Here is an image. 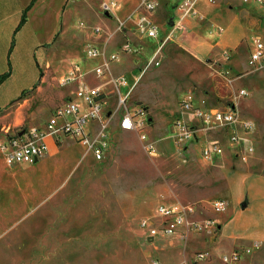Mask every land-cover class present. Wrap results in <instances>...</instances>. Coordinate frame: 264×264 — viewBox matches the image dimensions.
Returning <instances> with one entry per match:
<instances>
[{
    "label": "rangeland",
    "instance_id": "1",
    "mask_svg": "<svg viewBox=\"0 0 264 264\" xmlns=\"http://www.w3.org/2000/svg\"><path fill=\"white\" fill-rule=\"evenodd\" d=\"M108 1L69 0L62 38L67 58L64 66L78 63L94 68L101 59L88 57V50L101 42H94L92 36L106 42L115 34L107 48L111 54L125 32H133L135 25L130 19L140 0H119L111 14L103 10ZM157 1L160 7L155 23L170 25L168 1ZM249 4L264 8L255 0ZM251 16L258 13L252 11ZM259 16L262 23L253 22V29L245 30L246 37L231 50L213 49L194 36L192 44L210 51L192 61L185 49L177 47L174 36L160 55V66L146 68L155 49L147 41L145 50L133 49L125 57L121 48L116 61L109 64V71L132 72V79L139 77L128 102L133 109L144 107L149 122L145 131L155 142V156L146 151L138 132L122 131L106 118L102 120L106 122L102 138L106 149L101 161L72 139L57 144L34 165L7 166L0 155V264H154L159 260L182 264L184 255L189 256L200 241L198 237L189 238L183 251L185 240L170 237L153 242L139 225L155 214L158 204L171 206L179 201L183 206L194 204L195 210L203 209L204 214L211 212L208 216L221 222L237 214L232 225L251 229L256 237L253 251L243 254V264H264V63H249L257 41L264 46V14ZM239 21L247 27L251 19L241 16ZM94 27L103 31L93 33ZM213 31L206 25L202 33L211 41ZM61 75L58 72L47 78L34 104L14 110L5 119L0 140L7 132L42 127L52 110L66 102L71 86L60 85ZM242 89L247 91L245 96L239 95ZM185 91L204 112L225 111L235 105L239 122L250 123L251 129L244 132L238 124L240 139L233 143L226 127L206 126L194 111L180 116V98ZM109 103L114 105L112 97ZM15 120L12 127L7 125ZM176 121L185 125L190 137L181 134ZM215 142L223 153L206 158L203 149ZM248 146H253L254 152L247 153ZM231 178L243 181L237 190L243 196L237 201L234 195L239 194L234 189L230 192L228 186ZM215 200L223 201L225 209L213 210ZM243 200L248 207L242 208ZM218 233L191 235L204 234L215 241ZM248 243L239 242L234 248L246 253Z\"/></svg>",
    "mask_w": 264,
    "mask_h": 264
},
{
    "label": "crops",
    "instance_id": "2",
    "mask_svg": "<svg viewBox=\"0 0 264 264\" xmlns=\"http://www.w3.org/2000/svg\"><path fill=\"white\" fill-rule=\"evenodd\" d=\"M31 1L32 0H0V76L5 74L9 70L11 72L10 76L0 85V126L4 125L5 119L10 114H12L14 110L18 111L27 104H34L35 98L43 93L47 78H49L54 73L57 74L58 72L62 73L61 76L65 75L71 65L68 64L64 66L67 58L66 49L63 45L62 40L63 34L65 33L67 28L69 0H36L34 5L26 14L25 24L19 30H17L22 15L30 5ZM167 1L169 20L172 24L173 21H177L179 19V16L181 15L179 4L182 2V0ZM192 1L194 2V7L197 10V16L187 18L185 22V29L180 32H175L172 36V39L174 36L176 37V39L178 38L175 42L177 43V47L185 49L186 56L192 61H194L195 56L199 57L201 56V54L206 55L210 51L209 48L205 50L199 45L192 44L190 42V39H192L194 36L202 39L203 42H206L209 47H212L213 49L217 50L220 48L231 50L235 48L239 43H241L244 37H246L245 30L253 29V22L254 24H257L260 22L262 23L263 21L259 15L264 14V8L262 6L255 7L253 4H249L250 0ZM157 3L158 6L155 12H157L160 7V3L158 1ZM252 11H256L259 17L251 16ZM155 12L153 18H157L159 16ZM112 13H115V10ZM241 16L251 19L247 27H244L242 21H239V18H241ZM130 21H132L135 25L133 32H125L126 27H124L123 31L125 32V38H122L121 43L120 41L118 42L119 45L117 44V49L115 48V50L111 54H107V48L115 34H113L111 38H108L106 42L102 41V39H100L101 37L97 38L90 34L94 42H101L97 46L95 43L92 44V46L96 47L101 52V56H99L101 60L97 62V65L94 68L80 65L82 78L71 85L69 89V95L66 98V102L74 99L75 91L78 89L81 81L90 86L99 88L105 96L106 102L108 104L107 107L110 106V109L108 111L111 114L108 120H113L116 127H118L119 129L120 120L124 112V108L117 109V100L119 94L123 96L128 95L127 108L132 110L133 108L129 105L128 101L137 86L139 77H134L133 79L130 77L132 75V72L130 67L126 65L125 61H123V63L126 65V68H128L126 71L131 72L130 74L127 72L116 74L114 71H109V64L116 61L118 55L120 54L121 48L124 46V43L127 40L131 45V52H133V49H140V47H143V49L140 50H145V46H147L145 41L152 43L153 45H155V49L152 50V54L154 55V52L160 45L161 40H163V38L171 32L170 25L168 23H163L159 26L158 37L156 39H151L139 32L134 16L130 19ZM193 23L195 25L191 26V24ZM206 25L215 31V33H213L215 35L212 34L213 36L211 41H208V39L202 33ZM95 28H99L100 31L95 32ZM218 29L222 30V34H217ZM101 31H103V28L94 27L92 32L100 34ZM118 32L117 34L119 35ZM172 39L167 42L162 52L158 56L160 64V55L162 56L164 49L170 43V41H172ZM131 52L123 53L122 56L125 57L127 55H130ZM112 55H116V58L114 60H109ZM101 66L106 68L105 74L102 76H105L106 80H101V77H98L95 74L94 69ZM191 72L192 66H190V73ZM93 74L95 75V77L93 76ZM118 78H124L127 84L117 89L114 84V80ZM193 93H197L195 88L193 90ZM187 94L188 92L185 91L181 95V98ZM111 97L112 100H114V105H111V103H109ZM139 105L142 104L139 103ZM193 105L194 107H198L200 104L197 103V101L195 102L194 100ZM179 107L181 110L180 116H183V112L185 110L181 107L180 104ZM15 122L16 120L14 122H8L7 125L12 127ZM90 129L92 130L93 137L97 139L101 138L100 124H91ZM4 136L0 140V143L3 141ZM245 139L246 137H243V140ZM56 146V143L50 142L48 154L54 151ZM0 155L3 160L1 150ZM228 181L230 192L234 189V192L236 190V194H239L237 190H239L240 186L243 184V181L240 182L232 178L231 181ZM242 196L243 193L241 195H234L235 201L240 199V197ZM179 202L176 205H181V203ZM243 204H246L245 208L249 206V203L245 202V200L242 201V208ZM201 210L203 209L199 208L198 210H195L192 213L190 219L198 222H203L208 219H214L219 226V233L215 241L208 238L209 234H202V236H199L197 234L191 235V233H189L184 238L180 235L159 236L152 241L155 242V240L157 241L170 237H174V239H178L180 241L185 240L182 241L184 242V251L189 245L188 239L191 237L193 239H195V237H198L200 241L198 243L195 242L197 243V245H194V248L192 249L193 252L190 249L191 252L189 256H187L186 254L184 255L182 264H191L194 258V254L197 251L210 252L211 260L204 262V264H220L222 256L230 254L234 249V246L239 242L250 241V243L245 244V248L247 251L244 254L248 255L253 251V246L256 244V237L254 236L255 233L253 234V230L251 229H242V227H237L238 224L232 225L238 220L237 214L221 222L220 219L216 218V216H208L211 212L206 213V215L204 214L206 211ZM174 254L176 253L173 252L172 259L175 257ZM158 263L168 264L166 260H164L163 262L159 260ZM240 264H243L242 260Z\"/></svg>",
    "mask_w": 264,
    "mask_h": 264
},
{
    "label": "built area",
    "instance_id": "3",
    "mask_svg": "<svg viewBox=\"0 0 264 264\" xmlns=\"http://www.w3.org/2000/svg\"><path fill=\"white\" fill-rule=\"evenodd\" d=\"M255 1L264 6V0ZM118 5L119 0H109L103 3V10L107 14H111ZM157 6V0H140L134 15L132 14L131 16V18L135 17L139 32L151 39H156L159 35V26L153 18ZM179 10L181 11L179 19L170 24L171 32L161 40L146 68L160 66L158 56L164 46L171 40L175 32L185 29L187 18L197 16V10L192 0H182L179 4ZM94 31L99 32L100 29L95 28ZM122 51L126 53L132 51L128 40L124 43ZM99 56H101V52L96 47L91 46L88 50V57L97 58ZM115 58L116 55H112L109 60H114ZM249 63L250 65H261L264 63V46L260 41H257L256 50L250 55ZM105 70L106 68L103 66L94 69L98 77L103 76ZM81 78L80 64L72 63L68 72L60 78L59 83L61 86H71ZM114 84L118 89L125 86L127 82L124 78H118L114 80ZM246 94L247 91L244 89L239 91L240 96H245ZM127 97L128 95L119 94L117 100V109L124 108L119 127L124 131L138 132L146 151L150 155L155 156L157 152L155 142L145 131L149 123L145 115L146 111L142 106H135L132 110L128 109ZM180 103H182L181 107L185 111H194V116L200 118L204 125L208 126L211 124L219 128L226 127L225 131L230 133V141L233 143L240 139L238 124L244 132L251 129L250 123L239 122L238 109L235 105L230 106L225 111L212 109L204 112L198 107H194L192 97L189 95L183 96ZM110 114L107 110V102L103 92L99 88L81 81L75 91L74 99L54 108L49 119L43 123L42 127L19 129L5 134L3 141L0 143L3 160L7 166L11 167L34 165L48 154L50 142L59 144L66 139H72L91 153L96 161H101L104 158L106 149L105 144L102 142L106 130L104 123L106 122L103 123L102 120L104 118L108 119ZM94 123H98L101 126V138L99 139L92 136L90 125ZM176 123L182 131L181 134L185 138L190 137L185 125L180 121H176ZM246 150L247 153H252L254 152V147L248 146ZM203 153L206 158H212L222 154L223 148L219 143L215 142L205 147ZM212 209L216 212L222 211L225 209V203L215 200L212 203ZM194 211V204L169 206L160 203L156 206L155 214L152 217L140 221V229L150 239L172 235H180L184 238L192 232L197 234L203 232L216 236L219 230L217 222L214 219H208L203 222L193 221L190 217ZM244 250L243 248L235 247L230 254L222 256L220 264H240ZM194 257L195 260L191 264H199L200 262L211 260L209 251L195 253ZM154 264L159 263L156 261Z\"/></svg>",
    "mask_w": 264,
    "mask_h": 264
},
{
    "label": "trees",
    "instance_id": "4",
    "mask_svg": "<svg viewBox=\"0 0 264 264\" xmlns=\"http://www.w3.org/2000/svg\"><path fill=\"white\" fill-rule=\"evenodd\" d=\"M36 2V0H32L30 5L27 7V9L25 10V12L22 15L20 24L17 28V30H19L26 22V14L29 11V9L34 5V3ZM14 43V42H13ZM11 72L10 70L8 72H6L5 74H3L2 76H0V85L10 76Z\"/></svg>",
    "mask_w": 264,
    "mask_h": 264
},
{
    "label": "water",
    "instance_id": "5",
    "mask_svg": "<svg viewBox=\"0 0 264 264\" xmlns=\"http://www.w3.org/2000/svg\"><path fill=\"white\" fill-rule=\"evenodd\" d=\"M246 204H243V208H245Z\"/></svg>",
    "mask_w": 264,
    "mask_h": 264
}]
</instances>
